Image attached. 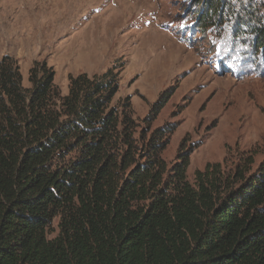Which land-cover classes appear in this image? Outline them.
Listing matches in <instances>:
<instances>
[{
    "label": "trees",
    "instance_id": "16d2710c",
    "mask_svg": "<svg viewBox=\"0 0 264 264\" xmlns=\"http://www.w3.org/2000/svg\"><path fill=\"white\" fill-rule=\"evenodd\" d=\"M27 80L1 57L0 264H264V165L207 163L189 182V150L161 157L165 126L135 136L129 100L111 105L115 68L70 74L66 94L44 60Z\"/></svg>",
    "mask_w": 264,
    "mask_h": 264
},
{
    "label": "rangeland",
    "instance_id": "374dc122",
    "mask_svg": "<svg viewBox=\"0 0 264 264\" xmlns=\"http://www.w3.org/2000/svg\"><path fill=\"white\" fill-rule=\"evenodd\" d=\"M206 1L0 0V59L17 61L24 86L32 62L46 61L62 94L70 74L115 68L111 105L129 100L135 136L147 122L166 127L168 169L184 149L189 182L213 162L256 171L264 165V0L213 2L220 15L212 20Z\"/></svg>",
    "mask_w": 264,
    "mask_h": 264
}]
</instances>
